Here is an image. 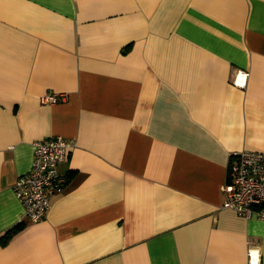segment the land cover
Segmentation results:
<instances>
[{
	"label": "crops",
	"instance_id": "crops-1",
	"mask_svg": "<svg viewBox=\"0 0 264 264\" xmlns=\"http://www.w3.org/2000/svg\"><path fill=\"white\" fill-rule=\"evenodd\" d=\"M56 135L68 181L30 222L12 185ZM240 150L264 151V0H0V264H264V217L221 206Z\"/></svg>",
	"mask_w": 264,
	"mask_h": 264
},
{
	"label": "built area",
	"instance_id": "built-area-1",
	"mask_svg": "<svg viewBox=\"0 0 264 264\" xmlns=\"http://www.w3.org/2000/svg\"><path fill=\"white\" fill-rule=\"evenodd\" d=\"M246 77V72L239 71L234 83L243 85ZM64 98L65 94L45 93L40 99L42 103H53ZM73 147L71 139L60 135L33 142L31 165L26 172L18 175L12 185L30 222L46 217L51 197L65 188L68 178L60 172L59 165L68 159ZM222 192L223 208L232 209L247 218L264 217V151L233 152ZM250 262H253L252 258Z\"/></svg>",
	"mask_w": 264,
	"mask_h": 264
},
{
	"label": "trees",
	"instance_id": "trees-1",
	"mask_svg": "<svg viewBox=\"0 0 264 264\" xmlns=\"http://www.w3.org/2000/svg\"><path fill=\"white\" fill-rule=\"evenodd\" d=\"M23 226V223H18L16 224L13 228L7 230L6 234L4 236H2V238L0 239L2 245H4L8 239L10 238V236L16 232L17 230H19L21 227Z\"/></svg>",
	"mask_w": 264,
	"mask_h": 264
}]
</instances>
